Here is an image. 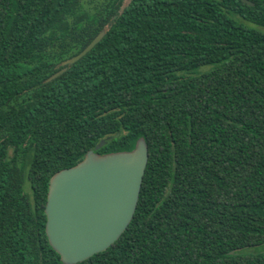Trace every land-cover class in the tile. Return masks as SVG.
Returning <instances> with one entry per match:
<instances>
[{
    "label": "trees",
    "instance_id": "16d2710c",
    "mask_svg": "<svg viewBox=\"0 0 264 264\" xmlns=\"http://www.w3.org/2000/svg\"><path fill=\"white\" fill-rule=\"evenodd\" d=\"M250 1L0 0V264H65L51 177L140 137L133 219L75 264H264L244 251L264 243V0Z\"/></svg>",
    "mask_w": 264,
    "mask_h": 264
},
{
    "label": "water",
    "instance_id": "95a60500",
    "mask_svg": "<svg viewBox=\"0 0 264 264\" xmlns=\"http://www.w3.org/2000/svg\"><path fill=\"white\" fill-rule=\"evenodd\" d=\"M248 4L253 1L243 0ZM97 34L78 54L62 61V68L45 79L62 75L104 37ZM102 140L77 164L57 171L50 180L46 232L65 264L82 262L106 250L127 229L135 214L149 147L140 137L132 150L101 154Z\"/></svg>",
    "mask_w": 264,
    "mask_h": 264
},
{
    "label": "rangeland",
    "instance_id": "374dc122",
    "mask_svg": "<svg viewBox=\"0 0 264 264\" xmlns=\"http://www.w3.org/2000/svg\"><path fill=\"white\" fill-rule=\"evenodd\" d=\"M129 0H126V3H128ZM245 252H250V253H260L264 252V243H261L256 246H251V247H246L244 249Z\"/></svg>",
    "mask_w": 264,
    "mask_h": 264
}]
</instances>
